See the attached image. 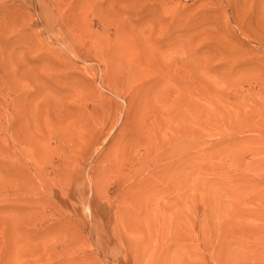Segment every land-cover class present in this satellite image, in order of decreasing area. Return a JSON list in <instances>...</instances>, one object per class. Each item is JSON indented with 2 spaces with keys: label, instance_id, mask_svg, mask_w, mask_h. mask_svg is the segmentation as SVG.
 <instances>
[{
  "label": "rangeland",
  "instance_id": "rangeland-1",
  "mask_svg": "<svg viewBox=\"0 0 264 264\" xmlns=\"http://www.w3.org/2000/svg\"><path fill=\"white\" fill-rule=\"evenodd\" d=\"M0 264H264V0H0Z\"/></svg>",
  "mask_w": 264,
  "mask_h": 264
}]
</instances>
